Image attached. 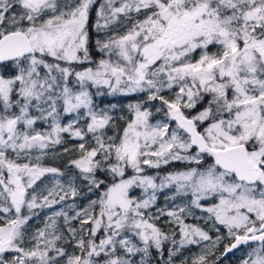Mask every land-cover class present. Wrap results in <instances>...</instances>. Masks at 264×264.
Wrapping results in <instances>:
<instances>
[{"label":"snow or ice","instance_id":"snow-or-ice-1","mask_svg":"<svg viewBox=\"0 0 264 264\" xmlns=\"http://www.w3.org/2000/svg\"><path fill=\"white\" fill-rule=\"evenodd\" d=\"M134 93L127 115L98 101ZM189 245L180 264H264V0H0V264Z\"/></svg>","mask_w":264,"mask_h":264},{"label":"rangeland","instance_id":"rangeland-1","mask_svg":"<svg viewBox=\"0 0 264 264\" xmlns=\"http://www.w3.org/2000/svg\"><path fill=\"white\" fill-rule=\"evenodd\" d=\"M93 16H94V13H93ZM209 50L210 51H215L216 49H215V47H210ZM194 56H195V58H198L199 57V52L195 53ZM165 95L167 96V95H170V94L169 93H165ZM145 98L146 97H145V95L143 93H134V94H130V95H127V96H122V95L105 96V97L98 98V101L102 100L104 105H107V104H110V103H114L118 107H123V108H125L124 114L127 115L128 113H127L126 105H128L130 103H135L137 101H142ZM155 105L159 106V102H155ZM152 110L155 113V108L154 107H153ZM160 118H161L160 114H155L154 117H153V123L156 120H159ZM38 126H42V125H38ZM57 151H59V148L57 149ZM209 162H211V161L209 160ZM45 164L47 166L63 167V164L61 163L60 160L53 161V160L49 159V160L45 161ZM182 168H183V165L181 163H175V164H173V167H171V168H169L168 166H165V169H164V171L161 172V174H165L166 171H169V170H172V169H182ZM156 171L157 170H153V169L147 170L148 174H156ZM130 174H131V171H129V175ZM52 181H53V177L51 176V174H49L45 178L44 183L45 184H49ZM132 195L139 196L140 195V190L139 189L134 190L132 192ZM94 198H95V196L92 195V194H89L87 198H84V196L82 195L81 197H78L75 201H73L71 198H69L66 202H64L62 204H59V205H55L51 209H47L46 208V209L39 210L40 215H39L38 218H36V219H34L32 221V224L35 225V226H40L43 223L44 218L47 215L51 214L52 211L60 210L61 207H64L66 210L69 211L70 214H72V209L67 208V205L75 203L77 206H84V205H86L88 203V199H94ZM159 204L160 205L164 204L163 196L160 197ZM197 215H200V213L198 212ZM189 222L197 223V221H195V220H190ZM221 234L225 235V236L227 235L226 230L223 227H221ZM213 235H215V234L213 233ZM227 243H229V241L227 239H225L223 241V244H227ZM223 244L220 246V249L217 252V256H219L220 252L223 251ZM166 247H168V246H166ZM200 251H201V247L200 246H195V245L187 246L185 249H182V255H178L176 257V264H180V261L183 260L186 257L195 256ZM246 252H247V246H241L238 250H233L232 253H229L226 258L222 257L218 261V264H240V260L246 255ZM166 256H167V252L165 251V257ZM135 259L139 260V257L137 256V257H135ZM213 259H215V257H213Z\"/></svg>","mask_w":264,"mask_h":264},{"label":"trees","instance_id":"trees-1","mask_svg":"<svg viewBox=\"0 0 264 264\" xmlns=\"http://www.w3.org/2000/svg\"><path fill=\"white\" fill-rule=\"evenodd\" d=\"M171 167H173V165Z\"/></svg>","mask_w":264,"mask_h":264}]
</instances>
